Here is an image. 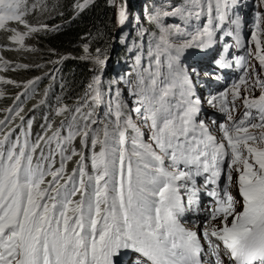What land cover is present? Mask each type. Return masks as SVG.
Segmentation results:
<instances>
[{"label": "snow or ice", "instance_id": "6c2138e0", "mask_svg": "<svg viewBox=\"0 0 264 264\" xmlns=\"http://www.w3.org/2000/svg\"><path fill=\"white\" fill-rule=\"evenodd\" d=\"M234 6L235 0H186L184 6L171 12L157 10L149 17L160 25L155 52H149L150 57L154 55L157 68L147 76L138 75L130 92L136 97L137 105L131 111L149 129V139L144 140L141 127L122 110L118 92L114 106L112 101L107 102L105 116L111 115L113 119L110 127L104 125V138L99 139L101 129H93L91 125L103 121L92 119V111H81L88 102L86 93L83 104L73 110L64 139L71 143L76 136H81L86 143L89 132L93 133L92 146L99 143L101 147L91 157L92 174L85 171L83 155L77 161L78 167L65 177L63 161L70 160L71 156L64 157L61 152L60 168L52 171L49 164L45 170L42 163H33L32 153L38 144L28 150V140L21 145L17 138L5 151L8 136L0 139V264H205L198 233L183 227L179 220L184 211L179 187L187 189L189 184V205L198 202L197 193L202 188L208 196L216 198L217 206L210 210L202 230L214 257L212 264H225V260L227 264H264V147L255 146L256 141L264 145V131L258 134L248 131L244 125L252 114L246 111L243 119L233 125L235 135L228 124L222 125L227 148L223 141L217 142L204 122L197 121L200 100L194 98L186 66L179 64L185 49L193 46L207 49L213 45L216 29ZM35 7L32 5L29 9L26 0H0V30L6 29L8 21L25 25V33L10 29L14 34L9 39L22 44L24 36L46 29V25L36 28L24 20ZM202 13L206 14L207 23L197 27L194 33L178 25L172 26V31L161 22L162 16H180L185 21L194 17L199 21ZM256 17L255 27L260 30L264 17L260 12ZM125 20L126 12L121 8L118 22L123 25ZM231 23L237 25L239 41V16ZM185 35L191 38L181 44L171 40ZM224 35L232 36L233 32L226 31ZM252 39L260 47L255 34ZM228 47L225 45V49ZM96 51V63L102 66L105 60L99 58L100 50ZM162 56L166 57L169 70L165 79L160 78ZM259 60L264 65V55ZM243 62V56L235 58L238 66L243 67ZM214 63L220 68L231 66L224 57ZM191 71L198 76L195 68ZM257 82L264 87V81ZM244 83L241 77L230 90L210 96L208 103L215 106L214 102L219 101L231 121L227 107L229 91L234 101L240 95V84ZM99 85L100 77L96 76L88 86L94 105L105 103ZM177 92L179 100L174 104L172 100ZM244 104L258 113L259 123L249 126L264 130V94L258 100L245 99ZM66 111L69 109L65 105L57 109V114ZM77 114L84 121L82 128L75 127ZM59 131L48 140L49 143L57 140V148H61ZM49 158L41 152V161ZM233 171L238 172L237 183L243 198L240 212L236 211L240 202L228 191ZM222 174L228 181L223 195L216 188L209 191L207 186L217 185ZM46 175L52 177L47 183ZM199 176H204V184L197 187ZM178 181L184 183L178 185ZM229 217H232L230 223ZM217 219L219 225L213 224Z\"/></svg>", "mask_w": 264, "mask_h": 264}, {"label": "trees", "instance_id": "16d2710c", "mask_svg": "<svg viewBox=\"0 0 264 264\" xmlns=\"http://www.w3.org/2000/svg\"><path fill=\"white\" fill-rule=\"evenodd\" d=\"M76 1L81 2L84 0H26L29 9H31L32 5H36L34 10L29 11L24 16L27 25L36 28H40L42 25H46L47 27L44 30L24 36L22 44L19 41H12L9 39V37L14 34L10 29H15L19 33H25L27 32L25 25L17 21H8L6 23V29L0 30V58H6L14 63L13 66H8L0 62V78H12L15 81V85L3 86L1 91L5 94L20 91V95L15 96L13 101L7 102L4 106L0 105V109L7 106L10 107L8 111L4 112V116L0 118V120L4 121L3 124H0V127H5V131L0 134V138L3 139L4 136H8V140L4 145L5 151L11 144L16 142L17 138H19L21 145L24 143L25 139H27L29 144L28 150H30L33 144H38L35 153H32L34 165L40 162L45 170H47L48 165L51 164L52 171H56L60 168L62 162L61 152H63L64 157H72L70 160L65 159L63 161L65 163V177L72 172L73 165H77V157L81 155H83L85 159V171L92 174L93 169L90 164L91 157L93 152H99L101 147L99 143H97L95 147L92 146L93 133L91 131L89 132L86 143L82 141L81 136H76L71 143H68L64 139L69 131L68 124L71 122L74 108L79 104H83L82 98H85L86 90L89 86L86 82L87 75L92 68V66L84 60H76L75 63H73L74 58H78L79 52L83 51L82 45L87 42H90V44L99 42L100 46H97L98 48L105 47L107 49L106 55L102 56L101 53L99 54L105 61L109 59L112 52L109 49L107 41H110L112 36L110 30L113 28V8L108 4V0H94V2L84 5L79 13H77L78 8L74 6ZM164 2L177 4L178 7L186 4V0H145L146 4L139 7L138 0H125V7L129 6L130 12H134L138 17L144 19L153 34L159 37L160 25L153 23L149 17L157 10L161 12L166 11L167 6L163 4ZM205 15L206 14L202 13L199 21L193 19L188 22L190 24L202 23L205 20ZM166 19L167 17L165 16L161 17V22L164 26H166ZM186 30V32H192L191 28ZM123 31H125V29H123ZM104 32H107L105 43L102 41ZM128 36L129 33L126 34L123 40L126 41ZM120 40L121 36L119 38L118 47H120L121 44ZM130 40L137 44L139 49L141 46L143 47L140 33L133 31ZM151 50L146 51V49H143V51L148 54V56L146 55L148 64L145 65L143 61L144 57L142 60L140 59L141 66L138 72L141 70V73H147L146 75H148L149 71L154 72L149 69V65H151L152 68L155 64V62L152 63L153 56H149ZM128 52L129 50L126 47L122 48L120 50V59L123 57L126 58L125 56ZM151 52L154 53L153 50ZM63 56H65V58L61 68L59 70L53 68V64H51L50 61H55L56 58ZM117 57L118 56H115L112 62H108L106 71V78L108 81L107 84L104 83L106 80L101 83L100 89L104 95V99L107 102L112 101L113 106L115 105L116 93L118 92L122 110L126 114L132 116V109L129 108L128 104L131 91L123 89L116 84L120 79L117 71L120 66H122V62L119 64L117 63ZM136 59L137 58L133 59L132 63L136 64ZM41 63H45V66L41 69L29 68L31 64L35 65ZM22 65H27V67H21ZM33 73L38 74L35 80H31V84H27L25 88L18 84L26 74ZM209 81L216 84L212 79H209ZM17 97H19V99H17ZM5 99L6 98H1L0 101L5 103ZM87 101V104L81 109L83 113L88 112L89 105L92 102L90 98H87ZM65 105L68 106L69 111L58 115L57 109ZM17 113H19V115H17ZM21 117L23 119H21ZM112 119L113 117L111 115L105 116L104 114L102 119H98L102 120L103 123L91 125L93 129H101L99 139L102 140L104 138V125L108 124L110 127V121H112ZM61 121L64 122L63 126L61 125ZM29 122L31 123L30 127ZM49 125H51V127H49ZM83 125L84 121L81 119L80 115L77 114L75 127L82 128ZM58 129L60 130L59 140L61 148L56 147L57 140L55 139L50 143L48 142L49 137ZM129 135H132L131 130H129ZM40 137H42V139H38ZM73 151H75L76 155H73ZM41 152H43L45 157L50 158L41 161ZM133 167L135 168V161H133ZM45 180L50 181L52 177L46 175ZM75 199L78 200L79 196Z\"/></svg>", "mask_w": 264, "mask_h": 264}, {"label": "rangeland", "instance_id": "374dc122", "mask_svg": "<svg viewBox=\"0 0 264 264\" xmlns=\"http://www.w3.org/2000/svg\"><path fill=\"white\" fill-rule=\"evenodd\" d=\"M92 2H94V0H88L87 3H85V0L81 1V2L76 1V3H74V6L76 8L78 4L86 5V4L92 3ZM138 2H139V7L146 4L145 0H138ZM108 4L111 5V7L113 8V14H112L113 28L110 30V33L112 34V36H111L110 41L109 40L107 41L110 50H113V48H112L113 43L116 41L118 42V40L121 36L120 47H118V44L116 43V47H117L116 49L117 50L119 49V53H118L119 55L117 57V63L119 64L120 62H122L121 63L122 66H120L119 70L117 71L120 79L116 82V84H118L123 89L133 91L134 89L132 86L136 83L138 75L143 74V75L147 76L146 75L147 73H141V70L138 72V70L141 66L140 60L136 64L132 63V60L137 58L138 56L140 57L141 60L144 57L143 61H144L145 65H147L148 64V60H147L148 58H146V57L148 56V54H146V52L143 51V49L144 50L146 49V51L152 49L155 52V44L158 42V37L153 34L151 29H149L148 24L145 22L144 19H142L141 17H138L137 14H135L134 12H130L129 6L127 7L129 14H127V12H126L127 10L125 8V0H108ZM163 4H165V6H167L166 11H168V12H171L174 8L178 7L177 4H172L171 2H168V3L164 2ZM236 4H237V6L235 5L230 10L231 13L228 14V17L226 18V20L222 24L225 26L222 30V34L221 35L217 34V31L219 30L220 27L216 29L215 35H214V43H213L217 46L216 56L213 58L216 60L219 59L220 56L223 54L224 49H225V45L230 46L229 48H230L231 54H232L231 59L234 62H235V58L243 56L244 50L247 49V55L248 56L246 58V62L243 65L244 66L243 71H242V69H241V71H239L238 77L235 79L234 82L228 83L225 87L222 88V86L225 84L224 79H226L227 76L225 75V70H214V66L212 64L213 59L211 61L208 60V55L211 51V47L205 49V51L200 56V61L196 65L194 64L195 68H197L196 72L198 73V76L196 74L192 73V71H191L192 68H190V70L188 69L186 62L183 59L179 60V64L182 66H186V68H187L188 75L190 77V83H191L192 89L195 93L194 98L198 97L200 100V112H199V115L197 117V121L202 120L204 122V124H206V126L208 125V128H211V130H208L210 133L215 131L216 133H212L210 135L213 136L217 142L223 141L225 143L226 148H227L226 139L225 138L220 139V133H222V130H221L222 125L228 124L230 131L232 132L233 135H235V128L233 127V125L238 123L241 119H243L244 113L246 111H250L252 114L251 117L249 118V120L246 121V123L244 125L245 127H248V131L251 133H254V134H258L259 132L264 131L262 129L251 128L249 126L252 123H259L258 113H257V109H255V108L247 109L245 104H244L245 99H248V100L256 99V100H258L259 97L262 94H264V87H261V85L257 82L258 80L264 81V65H261L260 60H259V56L264 55V19H261L260 30H257L255 27V24L257 21L256 13L260 12L262 17H264V3H262L261 0H254L253 2H252V0H237ZM77 8H78L77 13H79L83 7H77ZM121 8H123L126 12V20H125V23L123 25H121L118 22L119 21V11ZM245 12H250L253 15V18H252L253 22H251L250 19H246V16H244ZM237 16H239V27H238L239 41L244 43L243 45H239V42L237 43V40L235 39L236 38L237 25L231 23V20L235 19ZM193 19H195V18L193 17L192 19H190L188 21L190 22ZM206 19H207V17H206ZM206 23H207V21H204V22L199 23V24L194 23V24H188L187 25L184 22V19L180 16H170V17H167V19L165 20V25L167 27L172 28V26L178 25L181 29H184V30H186L185 27H188L191 29H196L197 27H202ZM215 23H216V21L214 20V25H215ZM124 27H127L125 29V31H123ZM133 31L140 33L141 40L143 41L142 45L145 48H143L141 46V48L139 49L137 44H135L134 42H131L130 36L133 33ZM172 31H174V28H172ZM226 31L233 32V35L231 37L225 38L224 32H226ZM127 33H129V36H128V38H126V41H124L123 38L126 36ZM253 34H255L257 36V39L260 41V47H257L256 41L252 39ZM87 35H88V33H87ZM106 35H107V32H104V36L102 39L103 43H105V41H106ZM117 35H118V40H117ZM190 38H191L190 36L185 35V36L180 37V38L171 37V40L173 43L181 44L185 40H188ZM114 39H116V41H114ZM234 42H236V43L234 44ZM231 43H233V46H231ZM85 46H87V51L85 50ZM97 46H100L99 42H95V43H91V44H90V42L84 43V45H82L83 51L79 52L78 58H74L73 63H75L76 60H81V61L86 60L87 61V59L80 57V55H86V56L97 55V51H96L97 49L100 50V53L102 54V56L106 55L107 49L105 47L98 48ZM125 47L129 50V52L125 56L126 58L123 57L122 59H120L121 58L120 50L122 48H125ZM187 49H189L188 51H191L190 48H187ZM187 49H185V50H187ZM185 50L181 54L180 58L185 54ZM196 51H202V49L197 47L192 52H196ZM113 53H114V51H113ZM64 58H65V56L60 57V58H56L55 61H50V63L53 64V68L59 70L62 66V62H63ZM192 58H193V55H190L189 60L191 61ZM152 59H153L152 63L155 62L154 55H153ZM160 59H161V65L159 68V70L161 72L160 78L165 79L168 76V71H169L167 68V59L164 56H162ZM0 62H1V64L3 63V64H6L8 66H13V64H14L13 61H9L6 58H0ZM15 65H19V64H15ZM44 66H45V63L35 64V65L31 64V65H29V68L41 69ZM90 66H92V68L88 72L86 82L88 84H91L93 82L94 77L99 76L100 77L99 88L101 87V83H103L105 80L106 81L104 83L107 84L108 80L106 78V73L104 75V72L106 70L105 66L104 65H102V66L98 65L96 63V61H94L93 63H90ZM156 68H157V66H156V64H154V66H152L151 70L155 72ZM232 68L237 70V64L233 65ZM215 69H217V68H215ZM40 72H42V71H40ZM136 72H138V73H136ZM245 73H246V75H245ZM37 74H34V73L33 74H26V76H24L21 79V81H19L18 84L25 88V86L27 84H29L28 83L29 81L36 79ZM103 75H104V77H103ZM214 77H219L220 82L223 81V83L222 84H214L213 82L211 83L208 78H214ZM241 77H244L246 83L240 84V89H239L240 95L233 101L231 91H229V94H228L227 107L230 109L231 116H232V120L230 121V120H228V113L222 110V106H221L220 102L216 101V102H214L215 106H212L208 103V99L212 95H218L219 93L224 92L225 90H230L232 88L233 83H239L240 82ZM9 81H12V83H9ZM145 82L147 83V80ZM9 85H15L14 79H12V78L1 79L0 78V99L6 98L5 103L0 101L1 106L2 105L4 106L9 101H13V99L16 96L15 93L5 94L1 91V88L3 86H9ZM100 91H101V89H100ZM86 93H87V98L91 99V96L93 95V93L91 92V90H89L88 87H87ZM103 98H104V95H103ZM135 100H136V97L130 95V99L128 101L130 109H133L137 106L134 103ZM177 100H179L178 92H177L176 97L172 100V103L175 104L177 102ZM104 101H105V103H101L99 105H94L93 102L90 103L89 108H88V112L92 111L94 113L92 116V119H96V120L102 119L103 115L108 111V103L105 99H104ZM100 106H101V108H100ZM215 110L218 112H216ZM142 111H143V109H142ZM4 112H5L4 109L1 108L0 109V118H2L4 116ZM132 119L137 123L138 126L141 127L142 131L144 132V140L147 142L149 139V129L142 123L140 118L137 117V115L133 111H132ZM216 130H219V131H216ZM4 131H5V127H0V134H2ZM241 135H243L242 132H241ZM253 143H254L253 141H249V144H253ZM255 146L256 147H264V145H262L259 141L255 142ZM79 160H80V156L77 157L76 162ZM83 163L85 166V159H84ZM225 163L227 164V160L225 161ZM90 164H91V161H90ZM165 164L167 165V160L165 161ZM77 167H78V165H73L72 171H73V169H75ZM233 167L235 168L236 166H233ZM71 174H72V172L69 175H71ZM221 177H222V180L224 182L223 178L225 177V175L223 174ZM237 178H238V172L233 171L232 180H233V182H235L234 189L230 186L228 188V190L236 198V200L240 202L239 205H237V207H236L237 208L236 211L240 212L243 210V198L239 193ZM47 181H49V180H46V183H47ZM60 182H64V181L61 180ZM177 183H178V185H182L184 182L178 181ZM196 183H197V187H200V185L202 186L204 184V176H202L201 178H200V176L197 177ZM226 184H228L227 178H226ZM216 187H218V184L217 185H208L207 189L210 191L211 189L216 188ZM230 188H231V190H230ZM199 194L201 195V197H207L208 198L207 192L205 190H201L199 192ZM179 195L181 197V201H182L183 206H184V211H183L182 215L179 217L181 225L183 227H185L186 229H189V230H194V231L198 230L199 232H197V233H198V235H200L202 230H203V227L205 225V222L208 220L210 210L216 207L214 205L215 202L213 200L207 201L206 204L202 205V207H206V209H200V206L198 203H197V205H194L195 203L189 205L188 199L191 195V185L190 184L188 185L187 189L185 187H179ZM200 195L197 194V196H198L197 198H199ZM201 199L204 200L205 198H201ZM185 212L186 213L193 212L194 214H196L197 217L193 218V223L192 222L191 223L186 222L187 224H184L185 222H183V221H191V218H192V217L189 218V215H185ZM199 212L203 216L199 217ZM231 219H232V217H229V223L231 222ZM212 223L219 225V219L212 221ZM210 226L211 225H209V227ZM206 244H207V242H206Z\"/></svg>", "mask_w": 264, "mask_h": 264}, {"label": "clouds", "instance_id": "9594fccd", "mask_svg": "<svg viewBox=\"0 0 264 264\" xmlns=\"http://www.w3.org/2000/svg\"><path fill=\"white\" fill-rule=\"evenodd\" d=\"M126 8V10H127V7H125ZM205 19H206V17H205ZM204 21H207V19L206 20H204ZM203 21V22H204ZM184 22L188 25V24H190L188 21H185L184 20ZM244 22V21H243ZM186 26V25H185ZM225 27V26H224ZM186 29H189L188 27H185ZM195 32V29H192V32H189V33H194ZM227 37H231V36H225V38H227ZM236 40H237V36H236V38H235ZM243 40V39H242ZM239 42V45H243L244 43H242L241 41H237V43ZM194 47V49H191V51H188L189 49H187V50H185V54H187V53H191L193 50H195L197 47H195V46H193ZM212 48H216V45L215 44H213L212 46H211V51H210V53H209V55H208V60L209 61H211L214 57L212 56ZM184 54V55H185ZM195 54L197 55V57H200L201 56V53H199L198 51H196L195 52ZM184 55L180 58V59H183L185 62H186V64H187V66H188V69L190 70V67H189V65H188V60H186V59H184L183 57H184ZM84 56H86V55H84ZM247 49H245V54L243 53V57H244V62H243V65H244V63L246 62V58H247ZM80 57H82V55H80ZM111 57V56H110ZM110 57H109V59H110ZM221 57H224L225 58V60L226 61H230L231 62V66L230 67H227V68H220V67H218L214 62L216 61V59H213L212 60V64H213V66H214V70H225V75L227 76V78L226 79H224V81H229L230 83L231 82H234L235 81V79L238 77V73H239V71H241V69L243 68V67H241V66H238L237 65V70H235L234 68H232V66L233 65H236V63L231 59V57H232V54H231V50H230V48L228 47L227 49H224V52H223V54L220 56V58ZM82 58H85V57H82ZM86 59V58H85ZM84 61H86V60H84ZM87 61H88V59H87ZM86 61V62H87ZM88 64H90V63H88ZM193 68H195V65H193L192 66V69ZM215 68H217V69H215ZM195 69H197V68H195ZM229 70H231V72H229ZM106 73V72H105ZM103 77H104V75H103ZM216 78V77H215ZM99 114V113H98Z\"/></svg>", "mask_w": 264, "mask_h": 264}, {"label": "bare ground", "instance_id": "6f19581e", "mask_svg": "<svg viewBox=\"0 0 264 264\" xmlns=\"http://www.w3.org/2000/svg\"><path fill=\"white\" fill-rule=\"evenodd\" d=\"M127 12V14L129 13L128 12V10L126 11ZM229 13H231L230 11H229ZM127 27H124V29H126ZM223 28H224V25H221L220 26V28H219V30L217 31V34L218 35H221L222 34V30H223ZM115 34V33H114ZM117 40H118V35H117ZM114 41H116V39L114 40ZM116 43L118 44L119 43V40H118V42L116 41V42H114L113 43V45H112V47H113V50H110V51H112L111 52V57H110V61L112 62L114 59H115V56H118V53H119V49L117 50L116 48ZM236 42H234V44H235ZM231 46H233V43H231ZM216 48H217V46H216ZM216 48H212V56L213 57H215L216 56ZM191 49H194V47H191L190 48V50ZM113 51H114V53H113ZM86 59H88V57H86ZM243 68H244V66H243ZM243 68H242V71H243ZM15 95L16 96H18L19 94L17 93V92H15ZM9 105V104H8ZM2 109H4V111H8L9 109H10V107H3ZM205 126H206V124H205ZM207 127V131L208 130H211V128H208V125L206 126ZM222 130V129H221ZM216 131H219V130H216ZM208 133L209 134H212V133H216L215 131L214 132H212V133H210L209 131H208ZM222 138H225L224 137V133H223V130H222V133H220V139H222ZM226 182V175H225V177H224V183ZM234 184H235V182H233V180L231 181V187L234 189ZM201 186V185H200ZM201 190H203V188L201 189ZM230 190H231V188H230ZM198 195H200L199 194V192L197 193ZM208 196V195H207ZM198 197V196H197ZM201 198H205L204 200H202ZM209 198H210V196H208V198L207 197H201V195H200V197L198 198V204H199V206H200V209H206V207H202V205H204V204H206V202L207 201H209ZM197 203H195L194 205H197ZM237 209V208H236ZM185 215H189V218H191V221H183V222H185L184 224H187L186 222H188V223H193V218H196L197 216H196V214H194L193 212H190V213H186L185 212ZM200 216H203L202 214H200V212H199V217ZM196 232H199L198 230H195Z\"/></svg>", "mask_w": 264, "mask_h": 264}, {"label": "water", "instance_id": "95a60500", "mask_svg": "<svg viewBox=\"0 0 264 264\" xmlns=\"http://www.w3.org/2000/svg\"><path fill=\"white\" fill-rule=\"evenodd\" d=\"M254 0H252V2H253ZM236 2H237V0H235V5L237 6V4H236ZM254 8V7H253ZM244 16H246V19H250V21L251 22H253V15L250 13V12H245L244 13ZM229 72H231V70H229ZM208 79H212L216 84H222L223 83V81L222 82H220V78L219 77H214V78H208ZM224 85L222 86V88L223 87H225L228 83H230L229 81H224ZM216 111V110H215ZM216 112H218V111H216Z\"/></svg>", "mask_w": 264, "mask_h": 264}]
</instances>
